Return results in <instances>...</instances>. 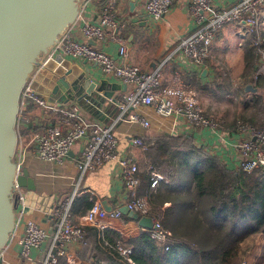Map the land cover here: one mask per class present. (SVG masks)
Here are the masks:
<instances>
[{"label": "crops", "instance_id": "1", "mask_svg": "<svg viewBox=\"0 0 264 264\" xmlns=\"http://www.w3.org/2000/svg\"><path fill=\"white\" fill-rule=\"evenodd\" d=\"M145 1L80 0L79 17L65 34L79 42H86L87 39L83 33L84 26L98 24L103 8L112 3L114 5L113 12L118 21V28L113 33L114 38H107L105 41L91 40L90 44L119 60V48L125 44L128 47V58L124 61L125 64L139 66L147 72L157 68L162 69L161 91L167 87H182L192 90L197 97L198 92H204L209 85L214 83L220 85L218 79L229 75V71L235 69L246 81L244 78L246 43L253 34L257 35L254 39L258 59L256 65L263 58L256 45V40H264V30L253 32L250 24L245 21L241 25L229 24L220 30L212 44L210 57L202 67L198 68L183 57L180 49L182 41L197 30V25L189 12L190 0L175 2L169 14L161 21H154L147 16L144 10ZM216 1L220 5H235L239 0ZM69 73L71 74L69 75ZM77 78H80L81 83L87 78H92L95 81L96 90L91 97L77 99L74 93L68 94L70 91L68 83ZM58 85L60 90L54 92ZM26 88L44 97L51 105H72L80 102L82 113L87 119L112 127L120 141L119 153L137 161L140 167L141 185L142 176L149 172L151 167L146 152L131 143L133 138L151 140L166 136L189 139L198 148H202L209 155L217 158L231 171L237 169L241 162L240 154L234 144L248 138L247 135L238 131L237 121L234 124L226 123L225 126H222L221 137L208 129H196L182 116L163 118L157 115L154 107H141L134 111L150 121L149 129L129 122L126 119L128 113L122 114L118 101L130 90V87L118 79L104 74L99 66L86 59L66 56L59 43L40 57ZM255 89L256 91L252 92L258 91V88ZM66 99L70 100V103H65ZM20 104L25 115L31 119L32 125L30 128L24 126L20 128L19 143L14 160L17 165L21 164L22 169L30 171L36 180L37 190L25 189L23 210L20 206L21 211L19 210L16 214L15 230L1 254L0 264H32L21 256L22 248L19 245L27 222L33 221L43 229L52 231L54 226L53 210L56 205L65 201L75 192L76 199L88 196L90 201L98 200L105 209H112L111 212L120 210L130 198L116 162L107 163L102 168L84 175L79 172L76 162L80 158L84 142H78L73 147L64 165L48 164L39 160L37 144L32 139V133L56 124L58 118L29 102L23 101ZM153 172L160 174L153 170L151 176ZM162 176L164 177V175ZM164 184H169L166 178ZM159 187L164 189L161 184ZM165 207H168V203L165 204ZM87 212L75 216L71 213L73 223L83 224ZM105 224L107 225L106 229L120 233L125 240L137 237L141 232H144L138 222L126 221L125 215L121 218H107ZM44 247L46 248L47 245L45 244ZM84 247L85 245H76L69 249L70 254L78 258L79 264H82L80 253ZM43 250L44 248L42 250L34 249L32 254L38 256L43 253ZM65 259L68 264V257Z\"/></svg>", "mask_w": 264, "mask_h": 264}, {"label": "built area", "instance_id": "2", "mask_svg": "<svg viewBox=\"0 0 264 264\" xmlns=\"http://www.w3.org/2000/svg\"><path fill=\"white\" fill-rule=\"evenodd\" d=\"M177 1L146 0L144 10L147 16L154 21H161L169 14ZM113 9L112 3L106 5L98 24L84 26L83 33L87 39L86 42H79L64 33L58 42L64 54L69 57L86 59L99 66L104 74L130 87V90L118 101L122 114L128 113L126 119L129 122L149 129L150 121L134 111L141 107H154L157 115L163 118L182 116L196 129H208L222 137V125L205 114L195 92L182 87H167L165 90H160L163 79L161 68L147 72L139 66L125 64L124 61L128 58V47L125 44L119 48L120 60L90 44L91 40L105 41L107 38H114L113 33L118 28V21ZM189 12L197 25V30L182 41L180 49L183 57L198 68L202 67L210 57L216 35L225 26L234 23L241 25L246 21L250 24L251 31L264 30V0H239L235 5H220L216 0H190ZM256 45L264 57L260 41L256 42ZM23 101L46 110L58 118L56 124L32 133V139L37 144L39 160L48 164L64 165L73 147L78 142H84V148L76 162L79 172L84 175L102 168L107 163L116 162L130 197L126 205L141 217H152L149 199L139 195L140 167L134 158L122 156L119 153L120 141L112 127L87 119L77 104L51 105L44 97L35 94L29 88L23 90L20 103ZM31 125V119L20 107L17 120L18 132L22 126L30 128ZM237 128L248 138L234 144L240 154L241 162L238 168L232 171L251 173L264 169V125L259 127L239 121ZM131 143L143 152L149 149V144L144 138H133ZM18 169L22 171L21 164H18ZM164 181L165 178L162 175L153 172L151 189L156 191L160 183ZM24 192L25 189L18 185L15 186L13 197L17 201L16 214L20 206L23 210ZM75 197L76 192L56 205L52 213L54 220L52 231L43 229L33 221L27 222L19 245L22 248L21 256L29 263L61 264V259L68 257V264H79L78 258L70 254L69 249L76 245H85L86 228L96 227L103 231L107 228L105 224L107 218L123 216L120 210L108 212L100 201L95 200L86 214L84 223L75 224L71 216V206ZM152 218L154 228L152 230L142 228V230L149 231L154 241L169 250V232L157 217ZM43 248L42 254L38 256L32 254L34 249L42 250ZM117 250L126 262L135 264L131 258L132 248L119 244Z\"/></svg>", "mask_w": 264, "mask_h": 264}, {"label": "trees", "instance_id": "3", "mask_svg": "<svg viewBox=\"0 0 264 264\" xmlns=\"http://www.w3.org/2000/svg\"><path fill=\"white\" fill-rule=\"evenodd\" d=\"M256 37L246 43V80L257 69ZM146 143L151 169L142 176L139 195L149 199L152 217L162 218L170 249L154 241L149 231L125 240L109 229L87 227L82 264H129L119 254V244L133 249L135 264H239L245 241L257 238L258 247L264 248V169L232 172L186 138L160 136ZM153 170L169 181L160 183L164 189H151ZM92 206L88 196L75 198L71 213L83 214ZM261 258L257 264H264ZM61 264L67 260L62 258Z\"/></svg>", "mask_w": 264, "mask_h": 264}, {"label": "water", "instance_id": "4", "mask_svg": "<svg viewBox=\"0 0 264 264\" xmlns=\"http://www.w3.org/2000/svg\"><path fill=\"white\" fill-rule=\"evenodd\" d=\"M80 0H0V260L16 227V185L36 191L37 184L28 169L19 171L15 155L19 143L17 120L23 90L40 57L54 47L79 17ZM206 73V72H205ZM71 73H69L70 75ZM77 99L91 97L96 90L92 78L69 82ZM60 90L56 87L54 92ZM246 91H256L252 85ZM65 103H70L66 99ZM79 107L80 102L76 103ZM111 212L112 209H106ZM123 215L152 230V217H141L127 205Z\"/></svg>", "mask_w": 264, "mask_h": 264}, {"label": "rangeland", "instance_id": "5", "mask_svg": "<svg viewBox=\"0 0 264 264\" xmlns=\"http://www.w3.org/2000/svg\"><path fill=\"white\" fill-rule=\"evenodd\" d=\"M262 30L263 29H261V32ZM258 41H260V43L264 42V40L261 39L256 40V42ZM248 80L244 81L241 74L235 69L229 71V75L224 76L222 79H218L220 85L214 83L209 85L208 89L204 92H198V99L204 112L207 115L214 116L212 118L222 126H225L226 123L229 125L234 124L236 123L235 121H237V123L240 121L253 126H263L264 57L258 63L255 73H253L252 77ZM260 84H263V86H260ZM249 85H252L253 88H258V91L256 93L246 91ZM158 221L162 223V218L159 217ZM260 243L263 245L264 239H262ZM261 255H264V248L258 247L257 238H251L245 241L242 246V251L240 253L241 262L239 264L260 263L262 260ZM247 258H250V262H248Z\"/></svg>", "mask_w": 264, "mask_h": 264}]
</instances>
